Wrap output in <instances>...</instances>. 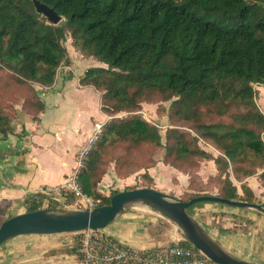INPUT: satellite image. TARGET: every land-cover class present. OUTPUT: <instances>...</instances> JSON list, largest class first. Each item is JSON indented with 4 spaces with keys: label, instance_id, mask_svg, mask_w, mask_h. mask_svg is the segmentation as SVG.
I'll return each instance as SVG.
<instances>
[{
    "label": "trees",
    "instance_id": "1",
    "mask_svg": "<svg viewBox=\"0 0 264 264\" xmlns=\"http://www.w3.org/2000/svg\"><path fill=\"white\" fill-rule=\"evenodd\" d=\"M38 1L63 21L47 24L30 0H0L5 78L0 79V136L13 130L3 103L8 89L22 99L18 121L38 119L44 109L39 88L51 86L56 69L67 63L68 33L76 51L104 64L87 68L80 79L100 93L102 113H132L143 102L171 101L169 119L187 128H169L162 144L158 129L138 114L106 122L78 177L82 192L97 206L107 205L118 192L98 191L106 173L103 153L117 145L128 150L115 160L118 178L144 171L140 178L148 184L143 188H152L146 170L155 165L152 149L162 148V162L189 177L180 200L214 195L254 203L244 180L264 166V115L255 104V86H264V0ZM200 142L215 154L200 148ZM142 150L146 160L137 164L133 153ZM207 161L216 173L202 181L198 171ZM130 189L135 188L125 190ZM64 199L75 202L71 194ZM41 201L39 195L26 196L25 212L41 209ZM9 205L0 201V224L8 218ZM57 207L53 203L48 209ZM178 244L195 250L186 240Z\"/></svg>",
    "mask_w": 264,
    "mask_h": 264
},
{
    "label": "crops",
    "instance_id": "2",
    "mask_svg": "<svg viewBox=\"0 0 264 264\" xmlns=\"http://www.w3.org/2000/svg\"><path fill=\"white\" fill-rule=\"evenodd\" d=\"M68 58L49 87L39 88L44 104L37 120L22 116L11 124L12 133L0 136V201H8L6 216L25 212L26 196L42 200H62L58 189L75 165L76 157L93 133L94 124H104L107 116L100 110V93L80 84L87 68L97 62L65 47ZM98 63V62H97ZM104 67V66H101ZM255 104L264 115V86H255ZM264 143V133L261 135ZM152 188L180 199L188 192L187 174L165 165L162 157L146 170ZM140 171L118 178L109 168L98 184V191L113 186L131 188ZM216 173L212 161L201 164L198 175L205 181ZM264 166L244 180L255 204L264 206ZM263 176V177H262ZM168 180V182H167ZM238 194L240 183L235 182ZM189 214L206 234L237 259L264 264V215L214 203L197 204ZM115 242L135 250L162 251L184 241L176 226L156 215L127 214L124 210L103 230ZM79 252L69 234L22 235L0 246V264H78Z\"/></svg>",
    "mask_w": 264,
    "mask_h": 264
},
{
    "label": "water",
    "instance_id": "3",
    "mask_svg": "<svg viewBox=\"0 0 264 264\" xmlns=\"http://www.w3.org/2000/svg\"><path fill=\"white\" fill-rule=\"evenodd\" d=\"M34 12L53 26L63 21L62 16L38 0H30ZM199 203H214L239 209H250L264 215V206L232 201L214 195H201L187 201L171 197L152 188H135L112 195L109 203L91 210L48 209L23 212L10 216L0 224V246L22 235L72 234L99 231L111 224L131 205H140L174 224L183 238L214 264H256L237 259L210 238L192 218L188 209Z\"/></svg>",
    "mask_w": 264,
    "mask_h": 264
},
{
    "label": "built area",
    "instance_id": "4",
    "mask_svg": "<svg viewBox=\"0 0 264 264\" xmlns=\"http://www.w3.org/2000/svg\"><path fill=\"white\" fill-rule=\"evenodd\" d=\"M56 69L55 76L62 69ZM103 124H94V130L87 143L78 153L74 167L67 174L58 192L71 194L78 209L91 210L97 207L91 197L85 195L78 183L83 161L97 140ZM83 238L79 249L78 264H214L196 249L178 243L162 251L135 250L115 242L99 231H82Z\"/></svg>",
    "mask_w": 264,
    "mask_h": 264
},
{
    "label": "rangeland",
    "instance_id": "5",
    "mask_svg": "<svg viewBox=\"0 0 264 264\" xmlns=\"http://www.w3.org/2000/svg\"><path fill=\"white\" fill-rule=\"evenodd\" d=\"M69 44H70V37H69V34L67 33L66 39L64 42V46L66 47ZM93 65L104 66V64H101L99 62L98 63L95 62V63H93ZM0 79L1 80L5 79L3 77V72H0ZM170 102L171 101H153V102H149V103L143 102V103H141L139 110H137L135 112H132V113L122 112V113H118L114 116L106 115L107 120L105 121V123L110 121V119H112L113 117L114 118H125V117L133 115V114H138L143 119L147 120L149 123H151L153 126H155L158 129L159 134L162 138V144H163L166 131L169 128L177 127V128H180V129L187 131V128H181V127L175 126V123H173L169 119L168 113H169ZM3 103L5 106V112L9 115L11 123L17 122L18 119L20 118L18 115L20 113H22V108H21L22 99L18 96V93L15 92L13 89H8V91L4 95ZM199 147L215 154V151L213 150V148L210 145H207V144L200 142ZM152 150H153L152 151V157H153L154 161H155V158H157L159 156L162 157V159H163L164 150L162 148H155ZM127 152H128V150L125 149L124 147L120 146V145H117L116 147H112V146L107 147L105 149V152L103 153V156H102V162L104 165H106L105 172H107V170L109 168L114 169L115 160L118 159V157H120L121 155L127 154ZM146 157H147V155H146L144 150H142V152L139 154L133 153V159L137 164H143L144 160H146ZM167 182H168V180H167ZM146 184H148V180L146 178L143 179V178L135 177V181H134V183H132L131 188H143V186H145ZM128 188L129 187H127L126 185H122V186H118V187L113 186V187L109 188L108 192L105 193V195H109L113 191H118V192L124 191L125 189H128ZM162 193H164V192H162ZM60 194L63 198L60 201H53V200H46V199L42 200L41 201L42 202L41 203V209L42 208H49V206L53 203L57 204L58 209H65V210H76V209H78L74 205L73 200L69 201V203H67V201H65L64 197L66 198L67 195H70L69 193H64L62 191V192H60ZM125 211L127 214H135V215L138 214V215H144V216H146V214L156 215V214L150 212L149 210L145 209L144 207H142L140 205H131L130 207H127L125 209ZM156 216L160 217L159 215H156ZM160 218H162V217H160ZM162 219H164V218H162ZM69 235L73 237L74 242H75V246L78 248V251H79V249L81 247V240L83 238V234L81 232H79V233H72Z\"/></svg>",
    "mask_w": 264,
    "mask_h": 264
}]
</instances>
